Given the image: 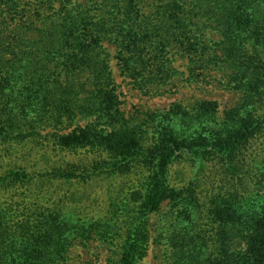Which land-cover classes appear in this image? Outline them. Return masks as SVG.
Returning a JSON list of instances; mask_svg holds the SVG:
<instances>
[{"label": "trees", "instance_id": "1", "mask_svg": "<svg viewBox=\"0 0 264 264\" xmlns=\"http://www.w3.org/2000/svg\"><path fill=\"white\" fill-rule=\"evenodd\" d=\"M209 31L218 40L206 39ZM104 42L144 92L182 74L172 66L179 55L190 79L223 71L241 99L217 128L207 124L218 112L209 100L127 117ZM261 106L264 0H0V145L18 150L51 127L46 140L83 157L33 171L11 157L15 165L0 173V264H69L71 249L92 240L117 264H145L152 215L164 204L174 221L156 242L167 239L171 264H264V157L258 163L248 151L264 137ZM191 122L198 129L183 131ZM216 159L241 187L214 195L208 208L199 186L171 183L178 161ZM101 178L102 195L77 197ZM85 196L107 207L87 217L77 208Z\"/></svg>", "mask_w": 264, "mask_h": 264}, {"label": "rangeland", "instance_id": "2", "mask_svg": "<svg viewBox=\"0 0 264 264\" xmlns=\"http://www.w3.org/2000/svg\"><path fill=\"white\" fill-rule=\"evenodd\" d=\"M151 1L152 0H148V4H150ZM205 37H207L206 39L218 40L219 35L213 31H209ZM104 46L112 55L111 64L122 101V110L127 117H139L145 112L154 111L166 113L167 110L176 103L186 106L190 110L198 102L209 100L218 104V112L207 124L212 128H217L225 117V111L235 107L241 99V94L229 86L228 78L223 71L211 70L209 73H205L206 71L199 70L196 73L198 74L196 76L197 78L190 79L188 61L185 58L179 57V55H175L172 66L178 69L182 74L175 77L165 86L155 87L152 90L144 92L136 88L132 83V79L127 77V75L120 70L118 61L114 58L116 54L115 46L108 42H104ZM258 109V113L264 114V106ZM186 123V121L180 122V125L182 126ZM80 124L84 125L85 122H80ZM193 124L194 125L191 124L193 126L191 128L190 125H187L183 131H188L189 133L196 131L199 125ZM179 129L180 128H177V130ZM53 131L51 127L39 129L35 132L36 135L29 137L26 141L21 142V144H14L13 148L18 150L12 149L11 152L7 150L10 148L9 145H0V173L5 172L15 165L10 163L12 156L14 160L20 159L22 161H20V167L23 164V166L31 171L35 169L42 170L50 164L55 165L56 168H66L69 162H74L75 160L81 161L83 159V157H81V151L77 154L63 152L55 147L51 140H46L51 139L48 133ZM248 149L249 155L253 153V159L259 163L261 158L264 157V137L256 139ZM256 151H258V153H255ZM254 174V172L250 173V177L247 175V178H249L242 185L243 190L248 191L253 188L251 184H253L252 177H254ZM135 177V174L132 172L125 177H119L116 180L118 183L116 182L114 184V189L116 190L118 186L122 188V186L126 183H130ZM170 180L172 184L180 187L199 186L198 192L200 193L202 204L206 205L207 208L210 206L212 199L214 200V195H217L215 199L220 200L223 199L222 197L226 195L227 191L231 189L234 184L241 187L238 181L234 183L227 177L224 164L218 159L200 163L178 161L171 169ZM100 188L103 189L102 178L85 184L82 191H80V195L77 197L86 195L87 192L89 193L88 195L98 193V196H100L102 195V190ZM101 197L103 198L104 196ZM80 201V207L77 208L81 209L87 217L98 212L101 208L107 207L106 201L102 205L91 206L87 196L81 198ZM204 208L206 207L204 206ZM170 213L169 206L164 204L159 213L152 215L150 226L152 246L148 256L144 260L145 264H171V254L167 239L162 237L158 240V243L156 242L157 237L171 228L174 219L171 218ZM205 221L206 223L208 222L205 214L202 213L200 224ZM118 260L119 256L114 255L108 245L103 244L99 240H92L87 247L76 245L71 249L69 264H117Z\"/></svg>", "mask_w": 264, "mask_h": 264}]
</instances>
